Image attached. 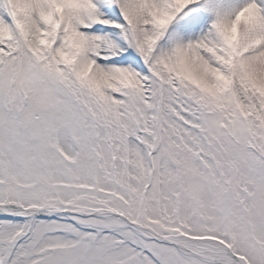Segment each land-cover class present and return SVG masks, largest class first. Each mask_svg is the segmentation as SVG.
<instances>
[{"label":"snow or ice","instance_id":"6c2138e0","mask_svg":"<svg viewBox=\"0 0 264 264\" xmlns=\"http://www.w3.org/2000/svg\"><path fill=\"white\" fill-rule=\"evenodd\" d=\"M0 264H264V0H0Z\"/></svg>","mask_w":264,"mask_h":264}]
</instances>
